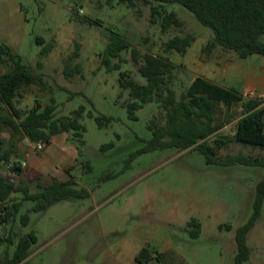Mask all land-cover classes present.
Listing matches in <instances>:
<instances>
[{
    "label": "rangeland",
    "instance_id": "obj_1",
    "mask_svg": "<svg viewBox=\"0 0 264 264\" xmlns=\"http://www.w3.org/2000/svg\"><path fill=\"white\" fill-rule=\"evenodd\" d=\"M153 3L0 0V44L19 54L46 81L45 90L34 84L19 90L14 102L21 114L36 101L44 105L51 96L57 116H70L78 106L85 107L79 118L85 128L83 144L73 139L72 132H61L48 146H39L27 139L16 140L9 129H2L5 147L14 141L16 154L0 165V174L28 183L31 191L39 189L40 183L73 178L77 188L88 192L86 197L68 198L39 212L32 210V201L23 200L14 220L0 225V236L11 234L13 240L0 244V256H12L17 238L33 231L37 242L30 249L29 264H140L135 257L143 247L153 256L143 264H234L235 230L252 214L264 168L206 164L205 156L194 149L142 151L151 138L147 123L163 122L164 111L150 102L131 119L122 105L127 90L119 96V73L127 71L139 83L145 79L129 51L122 53L120 68L112 70L101 64L99 53L109 32L115 31L126 36L139 55L165 56L175 64L169 86L177 98L195 76L239 92L245 85L264 92V55L241 58L219 45L207 50L212 32L177 2L164 8L175 12L181 24L162 30L159 20L150 21ZM185 35L194 38L185 53L164 50L168 39ZM46 45L50 49L40 55ZM75 49L78 57L71 63L79 62L82 72L66 77L62 69ZM4 70L0 65V73ZM213 107L222 122L218 133L232 135L241 114L239 103L213 100ZM89 110L112 120L99 127L87 115ZM227 152L264 156L258 147L235 142L220 149L221 154ZM14 160L23 166L20 174L9 168ZM23 214L28 215L26 225L20 223ZM192 218L200 224L196 237L188 225ZM246 242L250 256L243 264H264V200Z\"/></svg>",
    "mask_w": 264,
    "mask_h": 264
},
{
    "label": "trees",
    "instance_id": "obj_2",
    "mask_svg": "<svg viewBox=\"0 0 264 264\" xmlns=\"http://www.w3.org/2000/svg\"><path fill=\"white\" fill-rule=\"evenodd\" d=\"M120 1H126L129 5L134 4V0ZM153 1L154 3L150 5V21L159 20L162 30L181 24L175 12L166 11L164 8L166 3L177 2L190 12L197 22L212 32L213 40L207 44V50L219 45L234 51L241 58L251 54L264 55V0ZM193 39L192 35L175 36L166 41L164 50H176L183 54ZM49 47L44 46L40 55L46 54ZM125 51L130 52V60L145 79L144 83H139L127 71L119 73V96L127 90L128 97L122 105L126 108L128 116L136 119V111L150 102H156L164 111L163 122L150 120L147 123L151 138L142 151L163 148L194 149L205 156L206 164L218 166L244 164L264 168V156L220 153V149L231 142L258 147L264 151V97L244 95L234 88L220 85L203 76H195L177 98L174 90L169 86L175 64L162 55L148 52L139 55V52L132 48L131 41L122 34L109 32L108 41L99 53L101 64L107 70L119 69L123 62L122 53ZM77 57L78 50L75 49L64 63L62 69L64 76L81 74V64L71 63ZM0 65L5 67L0 73V133L2 129L7 128L11 137L16 140L27 139L48 146L54 135L72 132L73 139L83 144L82 135L85 128L79 118L84 113V105L74 109L70 116H57V105L54 97L51 96L44 105L36 101L22 115L14 102L19 90L32 84L45 90L46 81L41 74L29 69L19 54L3 43L0 44ZM36 65L41 67V60H37ZM213 100L239 103L241 114L235 122V132L232 135L218 133L222 122L214 115ZM87 115L93 117L99 127L106 126L112 120L111 116L94 114L91 110ZM212 134L214 136L209 141L208 138ZM13 146L14 141H11L10 147H5L4 139L0 134V165L9 162L11 155L16 154ZM9 168L19 174L23 170L18 160H14ZM38 186L39 189L31 191L28 183L15 182L0 174V225L14 220L23 200L32 201V210L39 212L59 201L88 195L85 189L77 188L73 178L53 179L47 184L40 183ZM14 193H20L21 197L16 198L13 196ZM263 200L264 178L256 184L251 216L235 230L237 251L234 264H243L250 256V248L246 242L247 234L260 216ZM20 223L21 225L28 223L27 214L21 215ZM188 225L191 235L198 236L199 222L192 218ZM12 241L11 234L0 236V244L12 243ZM36 242L37 237L33 231L20 235L12 256H8L7 253L0 256V264H29L27 258L32 245ZM152 257L151 252L143 247L138 251L135 259L143 264Z\"/></svg>",
    "mask_w": 264,
    "mask_h": 264
},
{
    "label": "crops",
    "instance_id": "obj_3",
    "mask_svg": "<svg viewBox=\"0 0 264 264\" xmlns=\"http://www.w3.org/2000/svg\"><path fill=\"white\" fill-rule=\"evenodd\" d=\"M242 93L244 95L249 94V96H253V95L264 96V92H257L253 87H251L249 85H245ZM237 118H236V120H237Z\"/></svg>",
    "mask_w": 264,
    "mask_h": 264
},
{
    "label": "built area",
    "instance_id": "obj_4",
    "mask_svg": "<svg viewBox=\"0 0 264 264\" xmlns=\"http://www.w3.org/2000/svg\"><path fill=\"white\" fill-rule=\"evenodd\" d=\"M39 144V143H38ZM39 146H40V144H39Z\"/></svg>",
    "mask_w": 264,
    "mask_h": 264
}]
</instances>
